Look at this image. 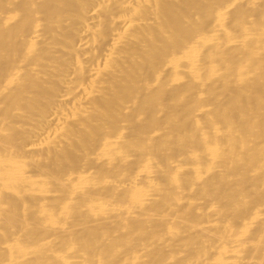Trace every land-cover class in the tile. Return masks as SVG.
<instances>
[{"label": "bare ground", "instance_id": "6f19581e", "mask_svg": "<svg viewBox=\"0 0 264 264\" xmlns=\"http://www.w3.org/2000/svg\"><path fill=\"white\" fill-rule=\"evenodd\" d=\"M0 264H264V0H0Z\"/></svg>", "mask_w": 264, "mask_h": 264}]
</instances>
